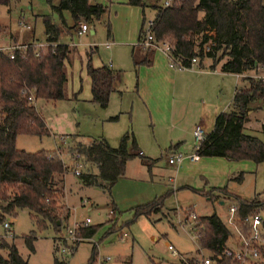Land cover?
Returning a JSON list of instances; mask_svg holds the SVG:
<instances>
[{
  "label": "rangeland",
  "instance_id": "1",
  "mask_svg": "<svg viewBox=\"0 0 264 264\" xmlns=\"http://www.w3.org/2000/svg\"><path fill=\"white\" fill-rule=\"evenodd\" d=\"M58 1L8 0L7 6H0V43L4 42L2 36L10 31L17 37H27L34 45L43 44L45 37L42 20L48 18L51 24L59 28L58 44L72 46V43L79 53L89 47L96 48L91 56V66L95 68L100 64H110L115 72L118 71L113 86L121 94H110L105 109L92 104L84 63L74 58L65 67V99L56 102L38 100L32 103L44 121L48 134L17 135L14 148L26 153L59 150V158L67 171L63 176V199L60 203L69 209V217L56 236L49 227L38 229L27 211L17 210L13 217H5L1 221L0 240L13 244L19 256L28 264H53L54 258L59 263L62 257L56 251L58 247L71 246L62 240L65 230L80 225L87 218L88 226L96 227L94 235L90 241H81L79 244L75 242L74 251L66 258L63 257L65 261L62 263L87 264L94 245V257H108L109 264H182L187 260L195 261L200 256L208 257L207 253L198 250L196 241L189 232L194 221L190 215L196 218L215 214L224 224L228 217L227 208L234 205V197L242 200L257 199L262 203L259 212L264 213V163L201 158L197 164L183 162L178 166L168 165L167 156L174 153H165L166 149L163 148L166 141L162 137H156L159 128L150 122L148 110L133 90L135 82L131 59L138 60L143 50L136 43L138 25L141 22L140 9L130 8L126 5V0L112 3L93 0L91 3L105 8V14L90 23L80 21V24L91 28L93 34L90 35L88 31L77 35L78 29H71L72 22L68 13L62 12L59 17L52 10ZM144 3L146 8L143 9V18L148 21L154 17L152 6L159 7L161 0H144ZM262 4L264 5V0ZM60 18L65 22L64 27L60 25ZM25 26L29 29L25 30ZM21 31L23 33L20 34ZM108 40L111 44H108ZM155 54L162 55L160 51H154ZM241 76L264 78V70ZM234 82V77L225 82L228 93ZM196 100V97L190 96L178 107L174 106V110H177L174 122L183 121L180 115L183 110L190 113L198 110V105L193 104ZM249 107L243 134L262 140L264 103L255 100ZM116 115L118 119L115 122L107 121L109 117ZM191 122L192 119L184 127L187 128ZM201 125L208 130L205 123ZM126 130L132 133L137 151L145 158L156 160L150 169L147 170L140 164L139 158L134 157L125 164L123 178L112 186L109 194L94 187L82 186L71 172L75 159L74 155L70 157L69 149H74L78 144L87 145L89 139L97 138L116 147L118 139ZM191 150L183 149L179 153L190 155ZM79 162L80 173L92 171V167L82 159ZM236 172L242 175L240 182L231 180V175H236ZM9 192V187L1 188L3 195ZM205 193H208L210 200L204 197ZM82 201H87L88 204L81 206ZM153 201L161 205L159 212L133 218L134 207ZM7 221L11 223V237H4L7 233L3 230L2 223ZM29 235L34 237L32 253L27 251L23 243V238ZM167 246L172 248L174 254L167 250Z\"/></svg>",
  "mask_w": 264,
  "mask_h": 264
},
{
  "label": "trees",
  "instance_id": "2",
  "mask_svg": "<svg viewBox=\"0 0 264 264\" xmlns=\"http://www.w3.org/2000/svg\"><path fill=\"white\" fill-rule=\"evenodd\" d=\"M92 1L59 0L52 10L59 17L62 12H67L72 29L80 21H97L105 13V8ZM7 5L8 0H0V6ZM126 5L140 9L142 25L143 9L146 8L144 0H126ZM152 8L154 41L167 43L171 48V56L181 59L184 66H187L189 59L197 57L198 64L203 59L210 60L211 68L220 64L221 73L241 76L264 70L262 0H172L167 8ZM60 21L64 27L65 22L62 18ZM42 24L45 43L48 45L45 55L36 57L33 44L26 43L23 50L13 51V59L0 56V223L5 217H13L17 210H25L38 229L49 227L57 236L69 217V209L60 203L63 199V176L67 172L59 158L60 152L56 149L26 153L14 148L17 135L48 134L42 118L28 97L32 96L34 102L64 100L65 67L76 58L84 63L89 80L90 102L104 109L113 92V72L104 65L96 68L91 66L95 47L79 53L74 46L56 44L58 28L48 18H43ZM140 40L139 30L136 43ZM207 43L213 47L209 53L202 55V47ZM255 100L264 103V78L241 76L228 110L215 116L211 131L204 136L195 151L197 156L222 158L231 162L264 163V127L261 126L262 140L243 134V126L250 112L249 105ZM108 120L115 121L116 117ZM75 154L93 169V172L81 173L77 177L80 184L108 194L115 182L123 178L125 164L129 160L138 157L140 164L147 170L156 161L136 152L129 131L120 137L116 148H111L103 139H94L87 145L78 144L74 149H69L70 157ZM241 179V173H237L231 180L240 182ZM2 187H9L10 192L3 195ZM207 195L204 197L210 200ZM232 199L236 208L235 215L240 219L258 213L262 204L257 199ZM160 206L157 201L136 206L133 208V218L157 213ZM95 231L96 227L93 226L79 227L77 235L81 239H91ZM191 234L199 250L208 255L219 253L229 236L226 227L215 214L196 217L191 226ZM33 239L32 235L23 238L29 253L33 252ZM94 250L93 246L87 264L94 257ZM0 264L28 263L19 256L13 244L1 239ZM53 264H59L57 259H53ZM182 264H195V261L187 260Z\"/></svg>",
  "mask_w": 264,
  "mask_h": 264
},
{
  "label": "crops",
  "instance_id": "3",
  "mask_svg": "<svg viewBox=\"0 0 264 264\" xmlns=\"http://www.w3.org/2000/svg\"><path fill=\"white\" fill-rule=\"evenodd\" d=\"M118 1L119 0H117L116 2ZM130 8L139 9L136 7H130ZM140 28H141V22L140 25H138L137 35L139 33ZM90 32H92L93 34L91 28L89 29V34ZM21 33L23 32L21 31L20 34ZM137 35H136V39H137ZM2 37L4 39L3 40L4 42L0 43L1 47H8L13 44L22 45V44L30 43L29 42L30 40L27 39V37L26 38L17 37L14 33H11L10 31L7 32L6 35ZM69 41L71 43V40ZM107 42L108 44H111V41L108 40ZM56 44H58V40ZM64 45L68 46V44H64ZM71 45L75 47L74 44L71 43ZM141 52H142L141 56L138 58V60L134 61L131 59L132 74L135 82L133 90L134 93L139 98V100L148 110L150 122L153 124L154 127L159 128L158 129L159 133H157L156 137L158 136L159 138L162 137L164 139V142L166 141L165 143L167 144L164 146L165 148H163L166 149L165 151L166 154L168 152L179 153L182 152L183 149H193L192 147L193 128L196 125L200 126L204 135L208 134L211 131L215 116L220 112H225L228 110L232 99V95L234 93L236 86L239 84V79L241 76L228 74V73H221L219 71L220 64L211 68L210 67L211 62L208 59H203L201 63L198 64V67H194L190 70L177 71L170 69L168 67L164 55L161 54L154 55L153 50L146 51L143 49ZM132 53H133V49H131L130 54L132 55ZM100 66L103 65L100 64ZM107 67L113 72V84H114L116 83V78L118 77L117 74L119 72L116 71L117 72L116 73L112 69V66L110 64ZM230 77H234L235 82L231 92L228 93V88H227L228 85L226 86L224 85L225 82L227 83L230 80ZM112 93H116L117 95L121 94L120 91L114 89V86ZM190 96L197 98L196 102L193 104L198 105V110L194 111L193 113L183 110L180 114L182 116L183 121H179L177 123L174 122L173 118L174 116H176L177 110L175 111L173 107L174 106L178 107L186 100L187 97ZM112 117H116V120L118 119L117 115ZM108 119L107 121H109ZM190 119H192V122L189 124L187 128H185L184 127L185 124ZM115 121H110V122H115ZM204 123L207 125L208 130H205V128L201 125ZM243 128L245 127L243 126ZM162 130L166 133H163ZM126 131H124V133ZM97 139H102V138H97ZM91 140L94 139H89L88 142H90ZM119 140L120 138L118 139V143ZM133 141L136 152L140 156L144 157L140 151H137L138 147L134 140V137H133ZM116 147H111V148H116ZM128 148L130 149V146ZM200 159L201 158H199L198 161L194 163L189 162L188 160L185 159L181 163L189 162L191 164H197L198 162H200ZM234 176L235 174H232L231 179ZM219 205H222V203L219 202ZM91 254H92V249H91Z\"/></svg>",
  "mask_w": 264,
  "mask_h": 264
},
{
  "label": "built area",
  "instance_id": "4",
  "mask_svg": "<svg viewBox=\"0 0 264 264\" xmlns=\"http://www.w3.org/2000/svg\"><path fill=\"white\" fill-rule=\"evenodd\" d=\"M108 2H116L117 0H107ZM172 0H161V8H167L170 6ZM25 30L29 28L27 26L24 27ZM77 35L86 33L89 31V27L83 23L78 24L77 26ZM141 31V40L137 45L141 46L143 49H151L153 51H160L162 55H164L168 67L173 70L181 71V70H190L194 67H198V59L197 57H193L189 59L187 66L182 64L181 59H174L171 56V48L165 42H155L152 33V19L148 21H144L140 28ZM25 44H13L8 47L0 46V56H6L8 59H13V51L14 50H23ZM35 56H43L47 53V44L44 42L43 44L34 45ZM107 46V44H106ZM213 45L211 43H207L202 47V55H205L211 51ZM28 101L33 103L34 100L32 96L28 97ZM204 134L200 126L196 125L192 131V141H193V149L190 155H182L180 153H174L172 156H167L166 163L168 165L178 166L183 160H188L189 162H197L199 157L195 153L199 144L204 139ZM74 162L72 164V174L75 177H78L81 173L78 171L81 168V164L79 159L80 156L74 155ZM84 204H88L87 201H82L81 206ZM236 208L234 205H230L227 208L228 217L225 219L224 226L226 227L229 236L227 238L226 243L221 248L220 252L217 254H211L208 257L200 256L197 260H195V264H218L221 262H226V264H264V214L256 213L254 215L245 216L240 219L237 218ZM191 219H195L194 215H190ZM185 221V219L183 220ZM185 223V222H184ZM183 223V224H184ZM10 222L2 223V228L6 231L7 235L4 237H11L9 233ZM89 224V220L86 218L80 225H74L65 230V235L62 237V240L66 241L69 247L60 246L56 251L59 252L62 257L59 260V264L65 260L63 257H67L68 254L71 255L72 251L75 248V242L79 244L81 241H90V239H81L77 235V228L79 227H87ZM191 233V230H189ZM124 236V235H123ZM192 238L195 240L194 236ZM75 245V246H74ZM94 248L95 245H94ZM167 250L171 251V254H174L172 248L167 246ZM199 250V249H198ZM201 251V250H199ZM110 259L108 257L99 258L97 256L93 257L90 264H109Z\"/></svg>",
  "mask_w": 264,
  "mask_h": 264
},
{
  "label": "water",
  "instance_id": "5",
  "mask_svg": "<svg viewBox=\"0 0 264 264\" xmlns=\"http://www.w3.org/2000/svg\"><path fill=\"white\" fill-rule=\"evenodd\" d=\"M90 34H92V32H90Z\"/></svg>",
  "mask_w": 264,
  "mask_h": 264
}]
</instances>
